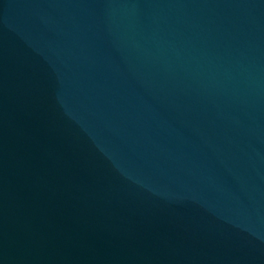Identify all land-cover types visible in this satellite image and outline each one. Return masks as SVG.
<instances>
[{"label":"water","instance_id":"95a60500","mask_svg":"<svg viewBox=\"0 0 264 264\" xmlns=\"http://www.w3.org/2000/svg\"><path fill=\"white\" fill-rule=\"evenodd\" d=\"M0 264H264V0H0Z\"/></svg>","mask_w":264,"mask_h":264}]
</instances>
